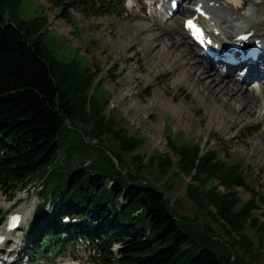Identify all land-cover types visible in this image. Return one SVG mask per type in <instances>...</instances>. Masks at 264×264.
Wrapping results in <instances>:
<instances>
[{
  "label": "trees",
  "instance_id": "obj_1",
  "mask_svg": "<svg viewBox=\"0 0 264 264\" xmlns=\"http://www.w3.org/2000/svg\"><path fill=\"white\" fill-rule=\"evenodd\" d=\"M22 1L0 0V191L12 195L36 177L42 184V203L24 236L30 257L42 248L44 253L64 251L82 239L101 264L255 262L261 252L247 228L264 233V195L245 182L242 164L169 135L168 151L154 149L147 164L162 177L188 178L185 197L193 217L178 216L166 193L141 174L143 157L131 155L143 144V135L128 133L114 115L105 114L103 69L89 63L79 48L62 55L47 37V15L18 17ZM118 1L52 4L73 19L70 9L86 12L96 3L112 14ZM107 136L121 153L131 155L132 170L118 152L103 146ZM240 189L248 192V200L240 198ZM47 203L52 206L48 212ZM64 218L78 223L64 224ZM212 225L226 238L217 237Z\"/></svg>",
  "mask_w": 264,
  "mask_h": 264
},
{
  "label": "rangeland",
  "instance_id": "obj_2",
  "mask_svg": "<svg viewBox=\"0 0 264 264\" xmlns=\"http://www.w3.org/2000/svg\"><path fill=\"white\" fill-rule=\"evenodd\" d=\"M137 1L119 0L120 5L112 14L96 3L92 10L86 12H81L78 8L70 9L73 16V19H71L68 15H64L58 7L56 8L52 4V0H23L18 9V17L22 20H28L37 14L47 15L49 22L47 37L55 41L62 55L72 54V48H79L80 54L89 63L100 65L103 69L100 77L104 82L102 93L108 103L105 114L114 115L128 133L132 134L139 131L143 135L145 138L143 144L131 155L138 154L143 157L145 168L141 174L149 183L166 193L178 216L183 218L193 217L192 204L185 197V184L189 181L188 178L175 180L171 175L162 177L154 166L147 164L148 157L154 149L162 153L168 151L166 138L171 134L173 137L175 136L177 141H193V143L199 144L201 149L218 150L222 155L229 157L230 164L240 162L241 167L244 168L245 182L251 189L260 191L264 195L263 101L261 105L257 106L254 115L244 122L236 121V124L233 125L232 120L225 122L223 119H216L204 103L200 101V97L191 91L187 85L173 83L178 73L169 71L163 65L153 67L157 58L152 59L147 50L138 48L134 51H128L125 56L135 55L136 58L137 53H139V62L132 63L134 65V75L139 83L138 85L133 82L132 86L138 97H134L132 100L144 111L143 118L137 119L131 112L128 113L124 106L116 107L114 105L115 96L120 95L122 92L119 84L120 73L124 71L126 65L129 66L131 63V61L117 60V33L126 26L136 24L152 26L155 20L163 30H178L182 24L181 19L184 18L181 15H176L169 20H163L160 15L152 18L150 9L141 12ZM228 1H200L214 16V19L207 26H219L225 34H234L238 27L254 28L253 30L262 31L264 34V0H238L239 4L242 5L240 11H235L234 7L231 6L232 4H228ZM190 2L191 0L186 1L183 5L187 7ZM141 3L143 2L141 1ZM4 19L8 21V16L5 15ZM155 32L161 31H151L143 34L142 37L154 36ZM184 46L186 45L184 44ZM202 62L208 65L205 61L202 60ZM214 68L223 72V67L217 65ZM113 75L115 78L110 77ZM246 87L249 92L253 89H250L251 83L245 84ZM255 93L259 94L258 96L262 95L258 89ZM121 97L123 98V96ZM127 102V100H124V103ZM102 141L106 149L114 150L121 155L128 169L132 170L134 168L135 165L131 155L121 153L109 136L104 137ZM89 142L93 144L96 143V140H89ZM93 157L94 155L91 156V158ZM87 161H91V159L87 158ZM37 179L36 177L29 183V191L36 189ZM164 184H171L172 188L164 189ZM25 194V190H17L16 194L12 195H4L0 191V210L4 211L10 207L13 209L10 213L24 210L25 203L17 201L16 198H22ZM238 194L243 201L249 198V194L245 190H238ZM39 200L42 202L40 198ZM262 210H258V214ZM6 215L8 216V213ZM204 220L203 216L198 218L200 223ZM212 227L217 237L226 238L217 226L212 225ZM247 233L254 243V248L261 252L259 258L252 264H264V233L254 232L249 227ZM14 240L15 243L18 242L16 237H14ZM9 243L10 245L13 244L11 241ZM114 250H116V247ZM237 252H239V249H237ZM46 253L42 248L38 256L47 260L50 255ZM47 261L51 262L50 259ZM246 261H248V258H245ZM59 264H96V260L84 246L80 245L75 250H67Z\"/></svg>",
  "mask_w": 264,
  "mask_h": 264
},
{
  "label": "bare ground",
  "instance_id": "obj_3",
  "mask_svg": "<svg viewBox=\"0 0 264 264\" xmlns=\"http://www.w3.org/2000/svg\"><path fill=\"white\" fill-rule=\"evenodd\" d=\"M184 1L189 2L190 0ZM228 4H232L231 6L234 7L235 11L242 10V5L239 4L238 0H229ZM189 12L188 8L182 3L177 14L169 17L167 12H164L162 18H173L176 15L185 16ZM182 28L183 22L178 30H163L157 20H155L152 26L136 24L134 26H126L117 33V60L131 61V63L129 66L126 65L124 71L120 73L119 84L122 92L120 95L115 96L114 105L116 107L124 106L125 110L128 113L131 112L137 119L143 118L142 114L144 111L132 100L134 97H138L132 86L133 82L139 85L134 75V65L132 63L139 62V53H137L136 58L135 55L125 56L128 51L143 48L147 50L148 55L152 59L157 58L153 67L163 65L169 71L178 73L173 83L187 85L191 91L200 97V101L204 103L216 119H223L225 122L232 120L234 125L236 121L244 122L251 118L257 106L261 105L262 101L264 102V55L259 57L258 63L251 65L252 73L255 76H250L239 82L237 77L245 68L242 67V64L229 67L221 62L214 63L209 60L214 67L218 65L228 68L225 72H221L211 65H206L202 62L198 49L193 43H190L187 34L182 31ZM252 29H248L246 32H250ZM155 30L161 32H155L154 36L142 37L143 34ZM256 34L258 35V33ZM247 83H251L250 89L253 88L251 92L247 91V87L245 88ZM257 89L262 94L260 95L261 97L255 93ZM123 99L128 102L124 103ZM0 251H2V245H0Z\"/></svg>",
  "mask_w": 264,
  "mask_h": 264
},
{
  "label": "snow or ice",
  "instance_id": "obj_4",
  "mask_svg": "<svg viewBox=\"0 0 264 264\" xmlns=\"http://www.w3.org/2000/svg\"><path fill=\"white\" fill-rule=\"evenodd\" d=\"M188 24H189V27H191V26H192V24H191V21H189V22H188Z\"/></svg>",
  "mask_w": 264,
  "mask_h": 264
},
{
  "label": "built area",
  "instance_id": "obj_5",
  "mask_svg": "<svg viewBox=\"0 0 264 264\" xmlns=\"http://www.w3.org/2000/svg\"><path fill=\"white\" fill-rule=\"evenodd\" d=\"M116 248H117V246H116Z\"/></svg>",
  "mask_w": 264,
  "mask_h": 264
}]
</instances>
